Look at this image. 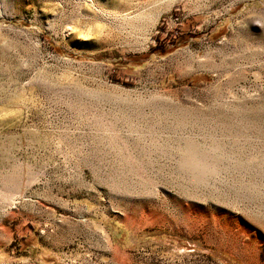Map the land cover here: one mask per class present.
<instances>
[{"label":"rangeland","instance_id":"rangeland-1","mask_svg":"<svg viewBox=\"0 0 264 264\" xmlns=\"http://www.w3.org/2000/svg\"><path fill=\"white\" fill-rule=\"evenodd\" d=\"M0 264H264V0H0Z\"/></svg>","mask_w":264,"mask_h":264}]
</instances>
